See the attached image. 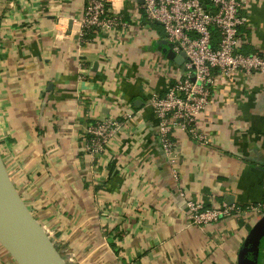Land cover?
Segmentation results:
<instances>
[{"label": "crops", "instance_id": "1", "mask_svg": "<svg viewBox=\"0 0 264 264\" xmlns=\"http://www.w3.org/2000/svg\"><path fill=\"white\" fill-rule=\"evenodd\" d=\"M243 1L242 52L264 55V0ZM83 11L84 0H0V152L22 199L71 264H236L258 216L196 224L186 201L264 200V75L219 78L198 117L210 142L177 131L172 164L147 105L182 72L161 25L82 40ZM127 105L135 116L86 153L88 124ZM0 264H16L1 246Z\"/></svg>", "mask_w": 264, "mask_h": 264}, {"label": "built area", "instance_id": "2", "mask_svg": "<svg viewBox=\"0 0 264 264\" xmlns=\"http://www.w3.org/2000/svg\"><path fill=\"white\" fill-rule=\"evenodd\" d=\"M126 1L84 0L79 36L83 40L87 33L119 35L128 31L132 23L140 25L146 19L161 25L169 48L176 55H185L184 71L172 74L165 93L151 94L147 103L158 119L162 151L175 164L173 136L177 131L199 144L210 142L200 131L198 117L210 104L215 82L235 72L264 75V55L242 52L246 42L242 31L249 25L243 0H128L134 9L130 20L125 18ZM120 116L121 120L108 118L88 124L86 153L102 154L120 127L135 116V111L127 105ZM186 208L193 223L202 224L233 213L259 216L264 212V200L241 208L224 202L206 207L187 200ZM60 252L71 264L68 252Z\"/></svg>", "mask_w": 264, "mask_h": 264}, {"label": "water", "instance_id": "3", "mask_svg": "<svg viewBox=\"0 0 264 264\" xmlns=\"http://www.w3.org/2000/svg\"><path fill=\"white\" fill-rule=\"evenodd\" d=\"M167 46L170 47L168 43ZM166 56L174 60L184 71L183 53L176 55L169 48ZM263 237L264 212L256 218L243 239L237 253L236 264H256L258 246ZM0 246L16 264H67L60 250L19 194L1 152Z\"/></svg>", "mask_w": 264, "mask_h": 264}, {"label": "trees", "instance_id": "4", "mask_svg": "<svg viewBox=\"0 0 264 264\" xmlns=\"http://www.w3.org/2000/svg\"><path fill=\"white\" fill-rule=\"evenodd\" d=\"M92 33H87V37L89 36V35H91ZM214 35H215V33H214ZM263 247H264V237L261 239V241H260V243H259V246H258V256H257V262H256V264H261V251H262V249H263Z\"/></svg>", "mask_w": 264, "mask_h": 264}]
</instances>
